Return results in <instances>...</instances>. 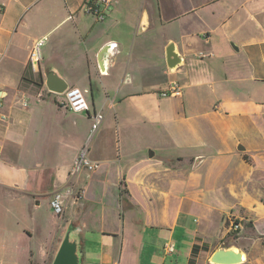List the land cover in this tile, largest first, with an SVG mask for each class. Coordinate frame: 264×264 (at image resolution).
Returning <instances> with one entry per match:
<instances>
[{"label": "crops", "instance_id": "obj_1", "mask_svg": "<svg viewBox=\"0 0 264 264\" xmlns=\"http://www.w3.org/2000/svg\"><path fill=\"white\" fill-rule=\"evenodd\" d=\"M88 1L0 0V186L22 190L30 240L46 235L4 264H52L70 230L81 264H211L226 241L243 264H264V145L240 151L236 137L246 125L236 115L264 121L262 99L242 94L264 83V0H111L103 20L86 12ZM171 44L181 58L172 70ZM51 72L83 92L88 112L63 107L45 85ZM171 81L182 95L162 97ZM99 112L95 168L72 179ZM68 113L86 122L75 138ZM53 146L70 147L69 159L49 165ZM71 183L58 217L49 200ZM45 200L49 221L37 214Z\"/></svg>", "mask_w": 264, "mask_h": 264}, {"label": "rangeland", "instance_id": "obj_2", "mask_svg": "<svg viewBox=\"0 0 264 264\" xmlns=\"http://www.w3.org/2000/svg\"><path fill=\"white\" fill-rule=\"evenodd\" d=\"M242 94L261 98L263 101V106L261 107L264 116V83L259 82L257 85H249ZM113 95L114 94L111 93L110 97H113ZM60 96L57 97L61 98ZM68 118H74V121L77 122L72 130L75 138V136L79 135L84 130L86 122L83 125L77 120L75 114L72 115V113H68ZM240 121H244L243 123H246V125H244V130L243 127H241L240 131H237L239 136L236 137L240 140L239 145L244 146L242 143H247L248 141H254L258 146L259 144L264 145V121L262 116L257 113H252L247 117L236 115V122L240 123ZM101 127L102 124L99 129ZM70 131L71 129L69 133ZM253 136L257 138L258 141L253 139L250 140ZM50 151L51 155L46 157L49 165L60 164L63 161H67L71 155V148L68 146H63L60 152H57L58 149L53 146ZM78 175H82V171ZM26 202L22 190L9 186H0V264H4L5 262L19 263L22 258H24L27 248H31L32 245L33 248H38L40 244L44 243L46 238L44 233L40 237H35L33 240H30L26 234V230L30 227L31 221L29 217V207ZM47 202L48 200H45L37 214L44 216L49 221L51 211ZM227 225H229V221H227ZM216 229V227H212L210 233L215 232ZM229 238H234V235H232V233L229 234ZM226 243L228 244L227 241Z\"/></svg>", "mask_w": 264, "mask_h": 264}, {"label": "built area", "instance_id": "obj_3", "mask_svg": "<svg viewBox=\"0 0 264 264\" xmlns=\"http://www.w3.org/2000/svg\"><path fill=\"white\" fill-rule=\"evenodd\" d=\"M111 3V0H89L86 6V12L93 14L98 20H103L105 18V12L109 5ZM43 44V40H39L35 43L34 47L32 48L30 54H29V64L32 68V70H36L38 68L39 61L41 59V53H40V47ZM160 95L162 97H179L182 95V87L177 81H171L169 82L167 88L163 91H161ZM62 96V105L64 108L74 112V113H84L89 111V104L88 101L83 94V92L75 86L68 87ZM104 120V115L102 113H94L92 116V124L90 126L89 132L87 137L85 138V141L79 151L78 156L73 162L71 171H70V177L72 179H75L78 174L83 171H92L95 168V164L90 161L88 158V151L89 147L91 145V142L99 130L100 125L102 124ZM74 191V184L71 183L67 185V187L64 190L55 191L50 200H49V206L52 210V212L60 217L64 213V207L67 198L73 194ZM83 194V189L80 188L77 191V198H81ZM239 228L238 224H230V230L234 231ZM167 253H172L174 250V246L172 244L166 245Z\"/></svg>", "mask_w": 264, "mask_h": 264}, {"label": "water", "instance_id": "obj_4", "mask_svg": "<svg viewBox=\"0 0 264 264\" xmlns=\"http://www.w3.org/2000/svg\"><path fill=\"white\" fill-rule=\"evenodd\" d=\"M106 54H108V48H105L98 58V64L101 70H104L103 64ZM166 61L171 70L181 63V58L178 56L172 44L166 49ZM45 85L50 92L60 95L68 88V84L53 72L46 76ZM238 150L243 151L244 147L239 145ZM149 156L152 157L153 152H149ZM245 260V254L241 250L229 246L225 242L212 253L209 259L211 264H243ZM52 264H81L78 242L71 230L66 232L63 237Z\"/></svg>", "mask_w": 264, "mask_h": 264}, {"label": "trees", "instance_id": "obj_5", "mask_svg": "<svg viewBox=\"0 0 264 264\" xmlns=\"http://www.w3.org/2000/svg\"><path fill=\"white\" fill-rule=\"evenodd\" d=\"M27 264H37V263H34L33 261H29Z\"/></svg>", "mask_w": 264, "mask_h": 264}]
</instances>
